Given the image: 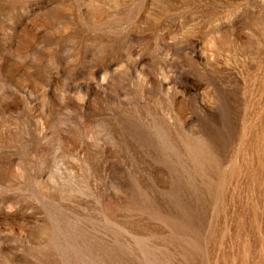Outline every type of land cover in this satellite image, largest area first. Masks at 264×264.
Instances as JSON below:
<instances>
[{"label": "rangeland", "instance_id": "374dc122", "mask_svg": "<svg viewBox=\"0 0 264 264\" xmlns=\"http://www.w3.org/2000/svg\"><path fill=\"white\" fill-rule=\"evenodd\" d=\"M0 264H264V0H0Z\"/></svg>", "mask_w": 264, "mask_h": 264}]
</instances>
